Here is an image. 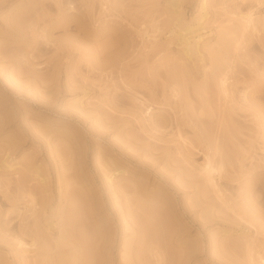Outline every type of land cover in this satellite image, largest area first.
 Returning a JSON list of instances; mask_svg holds the SVG:
<instances>
[{
    "label": "rangeland",
    "instance_id": "1",
    "mask_svg": "<svg viewBox=\"0 0 264 264\" xmlns=\"http://www.w3.org/2000/svg\"><path fill=\"white\" fill-rule=\"evenodd\" d=\"M46 249L264 264V0H0V264Z\"/></svg>",
    "mask_w": 264,
    "mask_h": 264
},
{
    "label": "bare ground",
    "instance_id": "2",
    "mask_svg": "<svg viewBox=\"0 0 264 264\" xmlns=\"http://www.w3.org/2000/svg\"><path fill=\"white\" fill-rule=\"evenodd\" d=\"M257 2L259 4H261L263 2V0H257ZM203 4H204V7H205L206 6L205 3H203ZM244 17L246 18L247 22L252 23L254 21L253 11L250 10V11L246 12V14L244 15ZM188 49H190V48L188 47L186 50H188ZM223 76H224V78H222V80L220 82L222 83V86L224 88V91H227V88L226 87L228 86V84H227L228 78H227V75L225 73H224ZM220 79H221V77H220ZM216 154L218 156L219 155L222 156L221 150H220L219 146H217V145L214 148V153H210V152H206L205 153L206 159H205V161L202 164L203 165L202 166V171L204 172V175H205L207 181L209 182V184L212 186V188L216 191V193L220 194L221 193V190H220V185H219V182H218V177L222 175L225 164H224V159L222 160V157L223 156L220 157L219 160H217V161L215 160ZM5 163H6V165L9 168H13L14 167V164H11L7 159L5 160ZM111 176L112 175H108L107 176L110 183L113 181V179L111 178ZM126 197H127V199H129V196L128 195ZM128 201H130V200H128ZM36 241L37 240H34L32 243L29 244L30 248L32 246H36V245L39 246V244L36 243ZM20 243L22 245H28V242L24 241L23 239H20ZM38 246H36V248ZM46 246H49V245H46ZM44 248H45V246H44ZM49 248H51V245L49 246ZM35 250L36 249H27V248H25V252H33ZM50 251H52V250L50 249ZM50 251L48 249H46L45 254L42 256L43 257L42 258L43 259L42 262L45 263V264L46 263H48V264H52L53 263L54 264V261H55V263L58 264V262H56L57 260H54L53 261V255L51 254ZM251 252H252V249H250V253H249V257L250 258L253 257V255H252ZM186 254L188 255V253H186Z\"/></svg>",
    "mask_w": 264,
    "mask_h": 264
}]
</instances>
